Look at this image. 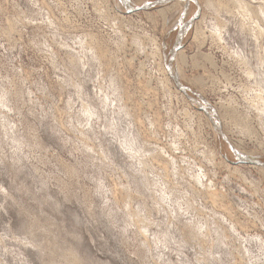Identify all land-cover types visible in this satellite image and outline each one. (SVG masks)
<instances>
[{"label": "rangeland", "instance_id": "1", "mask_svg": "<svg viewBox=\"0 0 264 264\" xmlns=\"http://www.w3.org/2000/svg\"><path fill=\"white\" fill-rule=\"evenodd\" d=\"M46 1L56 19L42 0H0V264H264V186L256 195L244 179L205 164L219 191H231L228 196L242 212L257 219L248 232L235 231L221 212L213 214L205 198L182 185L202 170L200 151L213 140L212 133L201 130V140L191 132L200 123L184 120L182 102L174 97L169 101L178 116L171 128L164 127L169 117L163 110V129L150 128L154 109L147 102L152 94L142 95L139 87L150 79L155 86L162 76L156 44L140 37L158 43V26L141 8L121 10L124 19L119 20L109 0ZM238 26L231 24L225 39L240 51L246 34L240 22ZM209 45L202 51H211L219 64L227 60L222 50ZM250 45L259 53L256 39L247 50ZM195 50L191 42L185 53ZM228 85L220 96L208 92L209 100L236 96L241 102L244 92L235 81ZM160 98L157 105L168 106ZM135 114L143 116V125L157 138L148 142L151 155L159 152L169 160L167 170L141 166L147 150L128 157L124 138L140 133L143 139ZM82 136L93 149L84 146ZM242 138L246 148H256L253 140ZM100 150L110 156L102 159ZM246 171L248 177L260 178L255 170ZM164 177L174 184L157 183ZM173 185L180 187L173 194L177 201L169 192ZM128 207L141 211L148 237L127 223ZM213 221L222 227L207 234ZM194 224L198 237L189 233ZM66 250L73 251L74 260Z\"/></svg>", "mask_w": 264, "mask_h": 264}, {"label": "bare ground", "instance_id": "2", "mask_svg": "<svg viewBox=\"0 0 264 264\" xmlns=\"http://www.w3.org/2000/svg\"><path fill=\"white\" fill-rule=\"evenodd\" d=\"M99 1L103 2L106 0ZM111 1L118 9L117 11L115 7H112L113 12L119 20L124 19L121 14L122 11H133L141 8L146 18L153 25L158 26L159 33H157L160 38L158 43L153 38L140 37L156 44L154 54L162 76V80H155V86L153 84L154 81L150 79V81L141 84L139 87L142 95L152 94L148 96L151 101L147 102V107L154 109V112H152L153 119L151 118L149 123L151 125L150 128L156 130H159V128L160 130L161 128L163 129V125L161 126V110L164 111L166 117H169L164 127L167 129L171 128L169 127L170 123L178 116L172 112L171 105L173 102L169 101L170 97H174L177 103L179 101L182 102L181 104L178 103L180 106L179 115H182L184 120H198L200 123L198 130H191V132L193 131L194 134L198 132L201 140L203 139L201 130L208 129L212 133L213 140L205 144L204 149L200 151L202 157L200 168L202 170L194 173L187 180V183L185 184V181L182 185H186V189L191 190L192 195L205 198L215 210L213 214L218 215V212H221L223 214L222 217L228 221L223 219L233 226L235 231L237 227L243 229V231H247L249 224L253 226L257 224V219L254 220L242 212L241 208L228 196L229 193H232L231 191L228 193L219 191L213 179L209 177V169L206 171L205 168L207 166L205 164L225 169L231 175L244 179L245 183H250L254 187L256 195L259 192V185L264 186V0H257L255 4L251 0H109L110 4ZM42 6L48 11L50 16L56 19L52 8L46 0H42ZM207 17L210 19L207 20ZM239 22L243 34H246L245 37H242L244 45L238 48L240 51L233 49L225 39V35L229 33L231 24L239 30ZM253 38L259 44V53L257 52L256 54H254L251 45L248 49L249 52L247 50L248 44L250 42L253 44ZM191 42L195 45L196 50L189 56L185 52ZM206 42H209V46L222 50L221 53L223 52L228 57H226L227 60L219 64L211 51L203 52L202 47ZM102 57L103 54L100 53V58ZM104 57L100 60H103ZM126 62L128 65H131L133 58L127 59ZM195 70L199 72L195 74L193 72ZM188 71H191V73H188ZM236 73L238 77H236ZM232 81H235L238 85L237 88L244 92V98L241 96V102L238 101V97L236 96L227 99L219 97L217 101H214L215 103L209 100L207 96L208 92L210 94L213 92L220 96ZM126 87L124 84V97L128 99L130 98V94ZM159 95L164 100L166 98L168 106H165V103L163 107H161L162 105H157ZM160 99L163 100L162 98ZM82 108L84 112L85 107ZM142 117L139 114L134 115L136 128H142L141 135L143 139L141 140L138 137L140 133L138 134L136 131V134L132 133V136L124 138V143L125 141L128 142L127 146L129 148L126 152L129 158L132 156L131 152H140L142 149L144 151L147 150L149 157L154 151L148 142L157 138L143 125L144 121ZM57 118H59V115ZM58 122L62 127L63 124L61 125V122ZM110 128L113 129L112 126ZM259 130L262 131L263 135L260 134ZM209 131L208 135L210 136ZM178 136L179 134L174 137ZM243 136L253 140L256 148H246ZM81 139L87 149L94 148L87 141L89 140L87 136L85 138L82 136ZM136 139L139 140L138 143H134ZM140 143L141 145H139ZM144 144H146L145 147ZM156 150L158 151V149ZM158 155L159 152L157 156L151 155L153 156L151 159L145 157L139 161V164L151 170H155L154 168L157 166L167 170L170 161ZM99 156L104 159L110 156V154L100 150ZM130 162L132 163V161ZM250 169L256 171L255 173L259 175L260 180L258 179L257 181V179L255 180L247 176L249 173L246 170ZM135 172H131L132 177L135 175ZM201 173H203L202 176ZM204 178L207 180L202 182ZM146 183L148 185L147 181ZM157 183H163L164 185L174 184L173 182L167 183V178L165 177L163 178V182L159 179ZM179 188L177 185L169 188L173 201H177V197H174L173 194ZM190 208L191 205L188 204L187 209ZM127 217V223L130 226L132 225L140 236L148 237V234L144 232L147 225L143 222L144 217L141 215V211H134L128 207ZM202 222L207 223L205 220ZM214 222H210L206 226L207 234H210L212 229L222 227V225H214ZM188 229L190 234L192 233L198 237L195 234L199 233L197 224L191 225ZM146 242L148 248H152L151 243ZM45 250H41L40 252L44 253ZM66 251L74 260L73 251ZM237 253L240 252L237 251Z\"/></svg>", "mask_w": 264, "mask_h": 264}]
</instances>
